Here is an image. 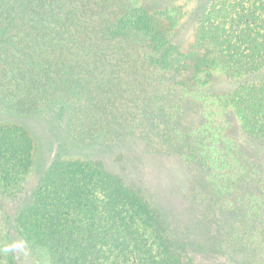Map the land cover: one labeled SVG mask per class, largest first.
<instances>
[{"label": "trees", "instance_id": "16d2710c", "mask_svg": "<svg viewBox=\"0 0 264 264\" xmlns=\"http://www.w3.org/2000/svg\"><path fill=\"white\" fill-rule=\"evenodd\" d=\"M205 2L194 13L199 16L187 54L192 62L184 67L191 82L180 92L197 104L202 122L178 128L177 102L165 124L182 157L204 169L211 199L239 213L241 248L248 251L243 264H264V144L246 149L229 123L233 118L247 136L264 142V76L229 91L207 90L214 76L241 79L264 71V0ZM178 9H169L171 18L162 24L143 0H0V44L15 43L28 65L18 109L32 112L40 97L57 88L76 96L69 113L76 115L77 129L86 135L88 127L99 130L114 142L125 123L112 111L115 86L123 82L105 72L117 65L121 72L134 66L141 74L164 65L171 50L176 52L169 37L181 24L184 12ZM140 47L146 54L132 52ZM32 147L22 126L0 124L4 172L27 170ZM16 223L27 246L48 264H185L159 208L98 158L53 161ZM2 261L16 264L15 252L8 250Z\"/></svg>", "mask_w": 264, "mask_h": 264}, {"label": "rangeland", "instance_id": "374dc122", "mask_svg": "<svg viewBox=\"0 0 264 264\" xmlns=\"http://www.w3.org/2000/svg\"><path fill=\"white\" fill-rule=\"evenodd\" d=\"M143 1L162 24L168 22V14L176 7L184 12L181 24L169 37L171 48L176 52L171 50L164 65L159 69L154 65L150 72L140 74L134 66L122 68L121 72L117 65L105 72L109 73L107 78L112 81L123 82L115 86V92L119 94L112 103V111L116 110L120 122L125 123L119 125L118 130L122 128V134L114 142L106 141L99 130L88 127L86 135L77 129L75 114L69 113L76 96L57 88L58 92L45 94L43 99L40 97L37 108L32 112L20 111L18 107L25 96L22 78H27L24 71L28 69L24 51L14 47L12 42L0 44V124L22 126L33 144L32 163L27 170L6 173L0 166L1 261L11 249L15 252L16 264H48L20 236L16 217L32 199L34 189L44 182L53 161L90 158L101 160L108 170L117 173L126 184L132 185L159 208L172 244L185 264H243L248 256V251L241 248L245 238L238 233L236 220L239 213L229 208L226 210L229 204L225 201L226 209H220L218 203L211 199L204 169L196 159L182 157L174 147L173 134L168 132L165 124L174 112L172 104L177 102L181 103V111L175 121L178 128L188 130L202 122L197 104L180 93L185 92L183 89L191 82L189 70L184 67L192 62L187 60V54L199 16V13H194L201 0ZM202 1L206 4V0ZM45 23L42 20V25ZM0 39H3L1 34ZM134 50L138 55L147 52L141 47L133 48L132 52ZM39 64L46 65L40 61ZM35 70L39 72L36 64ZM263 76L264 71L241 79L214 76L207 90L212 93L229 91ZM61 104L62 111L59 109ZM229 123L234 138L246 149L262 148L264 142L247 136L233 118ZM77 133L80 139L76 137ZM260 163V174L264 179V155ZM235 242L239 244L235 245Z\"/></svg>", "mask_w": 264, "mask_h": 264}]
</instances>
